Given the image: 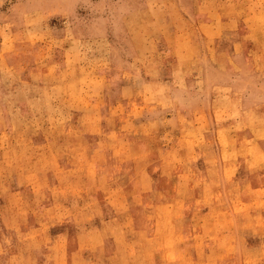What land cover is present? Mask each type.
Wrapping results in <instances>:
<instances>
[{"label":"rangeland","instance_id":"obj_1","mask_svg":"<svg viewBox=\"0 0 264 264\" xmlns=\"http://www.w3.org/2000/svg\"><path fill=\"white\" fill-rule=\"evenodd\" d=\"M0 264H264V0H0Z\"/></svg>","mask_w":264,"mask_h":264}]
</instances>
